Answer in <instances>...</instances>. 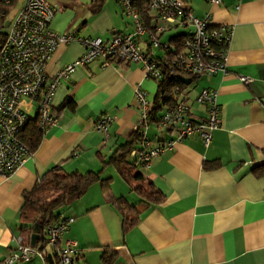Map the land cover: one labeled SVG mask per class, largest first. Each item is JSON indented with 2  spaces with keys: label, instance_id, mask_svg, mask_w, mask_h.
<instances>
[{
  "label": "crops",
  "instance_id": "obj_1",
  "mask_svg": "<svg viewBox=\"0 0 264 264\" xmlns=\"http://www.w3.org/2000/svg\"><path fill=\"white\" fill-rule=\"evenodd\" d=\"M47 1L57 9L50 25L57 34L105 42L113 32L131 30L116 0ZM187 1L193 10V2ZM194 3L195 17L210 15L214 26L233 27L225 70L191 81L183 78L187 86L180 99L196 120L206 117V109L196 103L199 92L217 93L221 126L213 132L209 147L199 135L177 142L176 132L151 125L149 140L175 144L144 170L164 197L159 204H147L109 159L131 141L139 123L135 88L140 84L147 96L154 93L152 100L147 97L152 104L157 83L146 77L140 64L102 68V59H97L76 68L54 97L57 124L14 175L0 178V263L16 247L15 239L23 237L24 194L58 169L61 175L98 173L102 181L109 180L96 182L61 210L74 218L64 239L77 243L79 264H264V0ZM179 30L159 37L170 44V51H176L172 39ZM147 42L145 35L141 47L149 58L166 55L150 49ZM84 52L77 42L60 44L46 66L47 73L55 74ZM241 77L251 82L244 84ZM104 117L113 119L107 137L96 130L97 121ZM133 149L127 156L131 162ZM117 199L125 200L132 207L130 215L139 219L126 233ZM22 264L48 263L37 256Z\"/></svg>",
  "mask_w": 264,
  "mask_h": 264
},
{
  "label": "built area",
  "instance_id": "obj_2",
  "mask_svg": "<svg viewBox=\"0 0 264 264\" xmlns=\"http://www.w3.org/2000/svg\"><path fill=\"white\" fill-rule=\"evenodd\" d=\"M116 1L122 7L124 17L129 19L131 30L128 33L113 32L105 42L100 38H76L53 32L50 25L57 9L47 0H25L13 17L11 13L10 19L0 15V178L14 175L33 155L25 141L30 127L37 126L44 135L57 124L59 117L53 104L54 97L61 83L80 66L97 59H102V68L140 64L146 77L154 81L163 77L164 64L172 81L180 74L212 76L225 70L232 26H214L210 15L195 17L185 0ZM206 1L218 5L222 0ZM0 2L9 3L8 0ZM142 9L150 14L151 31L142 19ZM179 28L188 29V35L183 38L179 51H170V44L162 43L159 37L170 29ZM145 35L150 49L165 52L161 60L151 59L144 53L141 43ZM73 42L84 47L82 57L49 75L46 66L57 47ZM240 80L244 84L251 82L246 77ZM175 93L171 104L158 116L152 113V104L141 85L135 88L139 123L134 132L140 136L137 147L130 152L135 168L147 169L154 157L171 150L175 144L174 141L149 140L147 132L151 125L159 131L176 132L177 142L199 135L205 147H209L213 132L220 128L221 110L216 91L202 89L196 98V103L206 109V117L202 120L191 116L186 102L180 99L183 92L177 89ZM112 121L109 117L99 119L96 130L107 137ZM262 160L264 162V156ZM73 222V217L61 214L56 223L47 225L46 245L42 250L26 246L22 237H17L16 247L0 264H22L37 256L45 260L48 254L60 264H79L80 248L74 240L64 239Z\"/></svg>",
  "mask_w": 264,
  "mask_h": 264
},
{
  "label": "trees",
  "instance_id": "obj_3",
  "mask_svg": "<svg viewBox=\"0 0 264 264\" xmlns=\"http://www.w3.org/2000/svg\"><path fill=\"white\" fill-rule=\"evenodd\" d=\"M8 1V4L0 2V15L4 14L6 18L14 11L16 5L19 6L20 4V0ZM185 1L188 2L187 0ZM142 10V19L148 31H151L153 23L150 14L147 10ZM188 32L189 31L186 33L179 32L172 39V41L176 42V49L178 51L180 50V44L182 43L183 38L188 35ZM165 70L164 64L163 77L155 80L157 83V93L154 98V103H152V113L158 116L163 113L162 109L164 107L171 104L176 95L175 91L177 89L178 92L181 93L184 91L187 86L186 81L183 79L184 77H187L190 81L199 77L189 74H180L176 80L172 81L168 78V72L166 73ZM42 137L43 133L37 128V126L29 128L25 141L31 151L34 152L38 148ZM139 138V134L134 132L131 141L121 146L118 151L110 157L109 163H112L117 167L118 172L127 182L130 189L133 192H136L144 202H147V204H159L164 201V197L154 189L152 184L147 180L144 170L135 168L133 161L131 162L130 160H127L129 151L138 145ZM57 170L58 169L48 172L44 178L36 184L31 192L26 193L23 196L20 218L22 223L21 230L23 232L22 239L26 246H31L32 236L37 235L38 240L33 247L42 250L46 245L44 238L45 228L47 225L58 221L59 216L63 214L61 210L83 196L96 182L100 181L101 183H107L109 181H102L98 173H88L86 175L77 173L61 175L57 173ZM52 193H57V195L52 198ZM116 202L123 218V232L126 233L138 223L139 219L137 216L134 217L133 215H130L129 209L132 207H130L129 204H126L127 202L125 200L117 199ZM119 204H122L123 208H121ZM103 260H108L106 255H103ZM45 262H47L46 259Z\"/></svg>",
  "mask_w": 264,
  "mask_h": 264
},
{
  "label": "rangeland",
  "instance_id": "obj_4",
  "mask_svg": "<svg viewBox=\"0 0 264 264\" xmlns=\"http://www.w3.org/2000/svg\"><path fill=\"white\" fill-rule=\"evenodd\" d=\"M23 1L24 0H20V4L19 5H21L22 3H23ZM193 2V4L195 5V3H194V0H191V3ZM194 5H193V10L195 9V7H194ZM18 5H16V7L14 8V12L12 13V17L17 13V11L19 10V6L17 7ZM10 16H11V14L9 15V16H7V18L8 19H10ZM188 30L187 29H180L179 30V32H181V33H186ZM153 83L156 85V82L155 81H153ZM153 94L154 93H152V95H148L147 97H148V99L150 100H152V98H153ZM57 195V193H52L51 194V197L53 198V197H55Z\"/></svg>",
  "mask_w": 264,
  "mask_h": 264
},
{
  "label": "water",
  "instance_id": "obj_5",
  "mask_svg": "<svg viewBox=\"0 0 264 264\" xmlns=\"http://www.w3.org/2000/svg\"><path fill=\"white\" fill-rule=\"evenodd\" d=\"M37 240H38V236L37 235H33L32 238H31V246H34ZM46 260H47L48 264H55L53 256L51 254L47 255Z\"/></svg>",
  "mask_w": 264,
  "mask_h": 264
}]
</instances>
